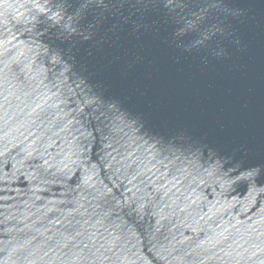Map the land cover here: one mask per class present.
Instances as JSON below:
<instances>
[{
	"label": "water",
	"instance_id": "95a60500",
	"mask_svg": "<svg viewBox=\"0 0 264 264\" xmlns=\"http://www.w3.org/2000/svg\"><path fill=\"white\" fill-rule=\"evenodd\" d=\"M0 0V264H264V0Z\"/></svg>",
	"mask_w": 264,
	"mask_h": 264
},
{
	"label": "clouds",
	"instance_id": "9594fccd",
	"mask_svg": "<svg viewBox=\"0 0 264 264\" xmlns=\"http://www.w3.org/2000/svg\"><path fill=\"white\" fill-rule=\"evenodd\" d=\"M34 7L38 13L49 15L50 10L46 7V5L41 4L40 0H35ZM49 18L53 20L54 23L59 24L61 20L63 19V16L61 12L57 11V12H52L49 15Z\"/></svg>",
	"mask_w": 264,
	"mask_h": 264
}]
</instances>
